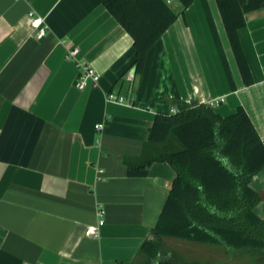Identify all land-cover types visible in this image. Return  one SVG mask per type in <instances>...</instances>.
I'll use <instances>...</instances> for the list:
<instances>
[{
    "label": "crops",
    "instance_id": "1",
    "mask_svg": "<svg viewBox=\"0 0 264 264\" xmlns=\"http://www.w3.org/2000/svg\"><path fill=\"white\" fill-rule=\"evenodd\" d=\"M29 13L45 19L44 38L33 36ZM238 35L249 85L215 0L178 15L135 74L132 38L99 0H0V264H139L175 177L159 162L145 177L127 175L157 114L174 113L176 97L206 107L222 99L215 114L242 107L264 140V8L245 15ZM73 49L99 76L96 87L75 88ZM250 186L263 196L256 211L264 169ZM100 210L99 235L85 236Z\"/></svg>",
    "mask_w": 264,
    "mask_h": 264
},
{
    "label": "trees",
    "instance_id": "2",
    "mask_svg": "<svg viewBox=\"0 0 264 264\" xmlns=\"http://www.w3.org/2000/svg\"><path fill=\"white\" fill-rule=\"evenodd\" d=\"M99 1L132 38L134 72L140 74L147 51L195 0H175L180 13L165 0ZM215 1L243 83L249 85L251 72L238 32L245 15L263 9L264 0ZM176 108L154 117L141 162L127 164L129 177L147 176L156 162L175 170L151 239L139 249V264H187L163 250V240L171 238L221 245L235 256L250 254L254 264H264V217L255 211L263 196L250 186L264 169V140L242 107L221 117L210 107L176 97Z\"/></svg>",
    "mask_w": 264,
    "mask_h": 264
},
{
    "label": "built area",
    "instance_id": "3",
    "mask_svg": "<svg viewBox=\"0 0 264 264\" xmlns=\"http://www.w3.org/2000/svg\"><path fill=\"white\" fill-rule=\"evenodd\" d=\"M167 4L171 2V0H165ZM30 17V28L32 30L33 36L40 40L45 37L48 26L45 22V19L40 16H36L33 13H29ZM79 53L78 49H73L67 53V58L72 59L75 62V65L79 71L78 78L75 83V88L78 90H84L88 84L90 83L93 87L98 85L99 76L95 73V71L91 68L89 64L84 61L78 60L77 55ZM128 79H132V75H128ZM108 102H116L119 104L130 105L132 104L131 99H124L119 97L115 93H108L106 96ZM222 99H217L208 103V107H213L214 105H218L222 102ZM103 128V124H98L96 126V130L100 131ZM103 211L100 210L97 213L98 222L96 224H92L86 227L85 236L87 237H97L99 235V227L103 225Z\"/></svg>",
    "mask_w": 264,
    "mask_h": 264
},
{
    "label": "rangeland",
    "instance_id": "4",
    "mask_svg": "<svg viewBox=\"0 0 264 264\" xmlns=\"http://www.w3.org/2000/svg\"><path fill=\"white\" fill-rule=\"evenodd\" d=\"M172 8H175L172 3ZM256 213L261 217L264 215V206ZM163 250L170 251L187 263L201 264H254V257L250 254L235 256L225 251L221 245H209L195 243L180 239L163 240Z\"/></svg>",
    "mask_w": 264,
    "mask_h": 264
},
{
    "label": "water",
    "instance_id": "5",
    "mask_svg": "<svg viewBox=\"0 0 264 264\" xmlns=\"http://www.w3.org/2000/svg\"><path fill=\"white\" fill-rule=\"evenodd\" d=\"M134 71H135V70H134V68H133V69H132V73H134Z\"/></svg>",
    "mask_w": 264,
    "mask_h": 264
}]
</instances>
